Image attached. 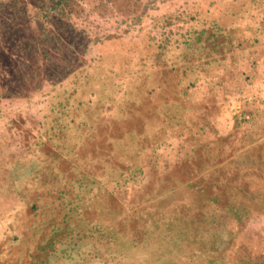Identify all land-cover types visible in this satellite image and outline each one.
Masks as SVG:
<instances>
[{
  "label": "rangeland",
  "instance_id": "374dc122",
  "mask_svg": "<svg viewBox=\"0 0 264 264\" xmlns=\"http://www.w3.org/2000/svg\"><path fill=\"white\" fill-rule=\"evenodd\" d=\"M254 2L0 0V205L4 200L17 208L13 214L24 216L27 210L13 198L23 205L40 185L62 198L74 196L71 202L86 200L70 208V216L65 213L64 222L74 228L54 232L41 264H264V217L256 218V202L245 204V218L237 217L236 203L227 218L214 211L213 203L206 204L210 218L202 216L195 209L202 204L198 193H214V188L193 181L176 185L170 168L180 158V145L156 142L159 130L147 132L141 117L147 87L154 89L176 59L187 60V44L200 24L220 20L230 10L243 15ZM74 157L77 175L98 166L106 180L98 179L97 185L86 176L56 191L49 172ZM130 190L132 203L126 200ZM113 194L116 203L109 200ZM162 197L164 203H155ZM147 201L159 207L156 211L180 214L168 225L196 229L205 243L192 247L171 240L163 251L156 235L144 240L155 223L153 209L131 220L122 216ZM83 210L95 220L73 213ZM6 231L0 227V264H25L6 251L13 239L19 241L18 234L12 238ZM128 234L132 243L125 242ZM193 251L196 258H183ZM167 254L183 255L170 262Z\"/></svg>",
  "mask_w": 264,
  "mask_h": 264
},
{
  "label": "crops",
  "instance_id": "0c3cea01",
  "mask_svg": "<svg viewBox=\"0 0 264 264\" xmlns=\"http://www.w3.org/2000/svg\"><path fill=\"white\" fill-rule=\"evenodd\" d=\"M244 14L230 10L228 13L224 12L220 20L209 19L201 23L187 44V60L178 62L176 59L166 67L160 73L162 77L156 87H147L142 103L145 106L144 111L142 110V123L147 132L159 130L158 135L153 137L156 138L155 141L166 140L173 145H180L177 150L180 158L170 168L173 179L177 180L176 185H186L193 181L196 186L214 188V193H198V204H202L196 205L195 209L207 218H210L207 216V211L210 210L207 203H213L214 211L220 209L224 212L220 215L226 218L233 208L232 203H236L237 206L233 209L237 217L245 218V204L252 202H256V218L264 217V205H260L264 204V106L249 100L264 98V0H256ZM192 40L194 47L191 46ZM239 101L243 103V112L249 118L239 120L233 115L232 106ZM151 112H157L154 119L149 116ZM124 127L127 129L126 125ZM168 130L171 132L168 133ZM148 151L144 149L143 154L146 156ZM76 159L74 157L72 161H61L62 165L49 172L51 185L56 187V191H61L67 181L71 183L88 176L92 179V184L97 180L98 185V179L106 176L105 170L98 166H91L77 175L73 161ZM115 168L118 169L117 166ZM81 181L83 180H79V183ZM40 186L42 189L34 190L23 205L20 199L13 198L12 201L18 202L20 207L27 210L24 216L13 214L17 208L5 205L4 200L1 201L4 204L0 205V227L7 228L6 232L12 238L14 233L19 235V241L13 239L12 247L9 245L5 249L10 252L13 260L23 259L27 264H41L42 257L51 251L54 232L64 227L66 233L74 228L69 229V223L64 222L65 213L68 212L70 216V208L86 201L75 198L76 202H71L69 199L74 196L62 198L59 193L49 192L45 186ZM126 197L129 202L134 199L131 190ZM109 200L113 203L119 201L114 194ZM155 200V203L165 202L164 198ZM90 201L88 199L87 202ZM193 201L190 199V202ZM64 202L71 205L66 207ZM216 202L220 206L215 205ZM155 206L151 201L140 208L142 211L133 213L127 210L122 217L131 220L139 213L145 215L153 209L150 215L155 223L149 219V223L154 224L147 233L144 232V240L156 235L157 248L163 251L168 250L166 244L171 240L192 247L197 242L205 243L202 235L198 238L196 229L194 232L181 231L175 224L168 225L171 216L179 218L180 214L176 216L170 211H156L159 207L156 209ZM149 207L152 209H148ZM6 213L13 215L8 217ZM73 213L79 218H86L88 222L95 220V214L89 211ZM197 215L200 213L195 216ZM25 234L28 236L24 237ZM209 234L212 240H208L212 242V232ZM132 240L133 236L129 234L128 239L125 238V242L132 243ZM141 242L139 241L140 244ZM193 252L192 255L185 254L183 258H196L198 252ZM167 255L170 262H177L183 254Z\"/></svg>",
  "mask_w": 264,
  "mask_h": 264
},
{
  "label": "built area",
  "instance_id": "2783aa9c",
  "mask_svg": "<svg viewBox=\"0 0 264 264\" xmlns=\"http://www.w3.org/2000/svg\"><path fill=\"white\" fill-rule=\"evenodd\" d=\"M249 100L256 102V104H258V105H263L264 106V98H262V97H260V98H251ZM242 105H243V103L241 101H239V102H235L234 105L232 106L233 115L236 118H238L239 120L243 119V118H249L248 114H244Z\"/></svg>",
  "mask_w": 264,
  "mask_h": 264
}]
</instances>
